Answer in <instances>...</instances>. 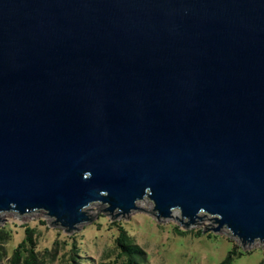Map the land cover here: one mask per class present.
<instances>
[{"label": "water", "instance_id": "1", "mask_svg": "<svg viewBox=\"0 0 264 264\" xmlns=\"http://www.w3.org/2000/svg\"><path fill=\"white\" fill-rule=\"evenodd\" d=\"M135 211L264 248V0H0V224Z\"/></svg>", "mask_w": 264, "mask_h": 264}, {"label": "rangeland", "instance_id": "2", "mask_svg": "<svg viewBox=\"0 0 264 264\" xmlns=\"http://www.w3.org/2000/svg\"><path fill=\"white\" fill-rule=\"evenodd\" d=\"M118 225H124L135 245L146 253V264H220L234 246L241 249L227 236L210 231L197 237L196 233L202 231L201 226L185 231L172 221L159 222L147 212L135 211L127 219L118 217L114 221L105 213L99 214L74 234L53 229L43 219L20 223L8 217L0 228L10 229L13 238L6 245L7 259L0 264H8L12 250L25 239L27 228L34 230L39 264H105L115 261L120 252L115 244ZM177 229L189 234L182 236ZM243 252V256L235 258L234 264H264V248Z\"/></svg>", "mask_w": 264, "mask_h": 264}, {"label": "trees", "instance_id": "3", "mask_svg": "<svg viewBox=\"0 0 264 264\" xmlns=\"http://www.w3.org/2000/svg\"><path fill=\"white\" fill-rule=\"evenodd\" d=\"M118 235L115 238V244L118 248L119 255L115 261H110L105 264H146V253L135 245L129 232L124 225H118ZM178 233L186 236L189 233L177 229ZM203 231L196 233L197 237H201ZM211 238L212 235L209 234ZM13 232L5 228H0V262L8 257L6 245L12 241ZM12 256L8 260V264H39V252L36 248L34 241V230L31 228L26 229V237L17 247L12 250ZM244 252L238 247L234 246L232 251L228 253L226 258L220 264H234L235 258L243 256Z\"/></svg>", "mask_w": 264, "mask_h": 264}]
</instances>
